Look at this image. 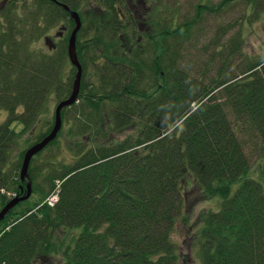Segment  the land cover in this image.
<instances>
[{
	"label": "trees",
	"instance_id": "obj_1",
	"mask_svg": "<svg viewBox=\"0 0 264 264\" xmlns=\"http://www.w3.org/2000/svg\"><path fill=\"white\" fill-rule=\"evenodd\" d=\"M239 1L200 4L195 18L175 25L169 14L163 24L157 14H142L137 0H4L0 110L8 119L0 124V187L14 185L23 196L22 162L35 143L19 150L22 141L53 95L60 103L72 93L77 71L68 44L75 22L64 7L83 19L77 37L83 77L62 120L81 110L77 134L89 135L91 145L75 148V162L48 178L49 191L36 184L32 159L33 193L42 196L19 203L0 222V264H180L172 237L197 196L222 200L218 211L203 208L188 229L202 264H264V59L238 63L234 71L232 57L243 55L236 35L223 45L213 38L200 69L184 65L210 17ZM253 1L260 0H247L248 10ZM61 22L67 33L56 51L35 47ZM227 48L212 78L216 54ZM124 130L131 134L113 138ZM51 131L49 124L34 133L37 142ZM245 136L259 149L257 175ZM195 186L198 193L187 198ZM53 192L54 206L43 204ZM2 198L0 211L12 199Z\"/></svg>",
	"mask_w": 264,
	"mask_h": 264
},
{
	"label": "rangeland",
	"instance_id": "obj_2",
	"mask_svg": "<svg viewBox=\"0 0 264 264\" xmlns=\"http://www.w3.org/2000/svg\"><path fill=\"white\" fill-rule=\"evenodd\" d=\"M29 1L21 0V3L23 4L24 2ZM3 2L4 0H0V6L4 4ZM219 2H221V0H137L136 4L141 8L142 14H152L154 16L157 14V16H155L156 22L159 21L161 24H163V22L165 21L162 20L165 19L163 17L169 14L170 21L174 20L173 24H179L186 20H191L195 18L198 5H213L218 4ZM246 3L247 0H240L239 2L232 5L227 12L222 13L219 16L210 17L209 22L205 24V27L207 28L206 35L196 40L197 44L194 47L189 46L186 52L184 53V65L193 68V70L200 69V66L203 67L205 61L210 59V53L214 50L213 47H211L208 49V51H205V46H207L213 38H217L220 42V45H223L229 43L236 35L240 36V38L243 40V44L241 46V51L243 55H235V57H232V67H234V71H236L237 68L235 67L238 63L242 62L247 63L248 65L249 62L253 59H264V0H260L255 3L253 1L249 10L246 6ZM6 4L0 7V11ZM258 5L260 6V8ZM80 10L82 13H84L83 11L87 9ZM138 13L140 14L141 11H138ZM81 20L83 19L81 18ZM67 26V22H61L60 24L54 25L51 28L52 30L47 34V36H43L40 41L34 44L35 47L43 49L45 51H50L51 49L56 51L58 49V46L62 44L63 40V38H59V34L63 31L67 33ZM220 28L225 30L223 31V33L226 32V34L223 35L221 33L220 36L214 37L217 33V30ZM86 39L87 38L85 37L80 38V42L82 45L85 43ZM46 40H48L49 42L46 43ZM229 51L230 48H227L225 54L222 52V50L219 51V54H216L217 61L212 67L213 72L210 74L212 78L214 77L215 70H217V66L221 64V58L226 57V54ZM68 62L70 64L69 60ZM86 81L88 83L94 82L92 77L89 76V74L86 78ZM58 104L59 103L57 101L56 96L53 95L47 103V107L44 111L43 116L40 117V121L33 129V134H27L24 137L19 150L25 148L27 142H32L31 145L34 143H39L37 142V137L36 135H34V133L39 134L45 132L48 129L49 124L52 125L53 129L55 122V111ZM79 112H81V110ZM79 112H77L76 109L66 112L65 119H63V132L60 138L58 139V142L44 150L38 156H36L35 160L31 165L34 170L33 178L35 179L36 184L42 189L49 191L51 186L48 182V178L56 175V173L58 172H61L64 166L71 165L73 164L72 162H75L74 160L77 157L75 155L76 147L80 146L79 148H81V144L86 145L88 147L91 145V140L88 139L90 138L88 137L89 135L83 137L77 134V128L79 126V123H82V121L85 120V118L83 117H81L80 121L77 120ZM7 119V112L0 110V124L5 123ZM48 122L49 124L47 125ZM130 134V130H124L117 136L113 135V138L121 140L125 139ZM244 140L245 151L250 159V164L252 166V174L257 175L259 173V164L257 163L259 158V149L257 148L256 140H251L247 136H245ZM18 154L19 153L17 152V155ZM12 159H14L13 162L15 163L19 159V156L13 157ZM56 184H58V181L56 182ZM13 187L14 185H12L11 187L12 190L2 187V189H4L5 191V195L0 194V199H3L2 196H5L7 199L16 198L17 194L15 193ZM24 187L25 193H23V196L26 195L27 192L26 186ZM196 190L197 186L188 188V191L190 192L187 193L186 197L189 199L192 198L194 194L198 193V191ZM41 196L42 195L39 193L35 194L32 192L29 198L32 202L31 204L40 202ZM56 201L57 199L55 197V192H53L50 195L49 199L47 198L45 202L42 203L44 204L48 202V205L54 206ZM221 205L222 200L219 197H214L208 201H202L200 198H198V196L196 198L193 197L192 206H190V208L187 207V214L182 219L181 224L179 225L178 229L172 237L173 242L177 245L178 253L180 254V264H202L201 256L198 252L197 246H195L194 243H191L193 242V238L189 235L188 229H190V227H193L196 224L200 215V211H202L203 208L218 211L219 209H221ZM184 223L186 227H183ZM185 228H187V231ZM59 235L62 236V233L59 232ZM44 264H58V260L52 259L50 260V263L47 261Z\"/></svg>",
	"mask_w": 264,
	"mask_h": 264
},
{
	"label": "water",
	"instance_id": "obj_3",
	"mask_svg": "<svg viewBox=\"0 0 264 264\" xmlns=\"http://www.w3.org/2000/svg\"><path fill=\"white\" fill-rule=\"evenodd\" d=\"M67 12L70 13L71 18L75 22V27L70 35L69 44H68V56L70 63L73 67L76 68V75L73 83V89L71 95L60 102L55 111V122L54 127L49 135H47L42 141L32 146L24 155V159L22 162V167L20 171V180L23 184L26 185V195L22 197H16L10 200L6 206L0 212V222L5 219L8 213L14 209L19 203L29 200L33 189H32V180L29 175V168L31 165L32 159L37 156L40 152H42L49 144H51L58 136L59 132L63 126L62 120V111L65 108H69L73 106L79 97L81 90V82L83 77V67L79 61L78 53H77V37L78 33L82 28V21L78 13L71 11L68 7H64ZM22 193L25 192L24 188L21 189Z\"/></svg>",
	"mask_w": 264,
	"mask_h": 264
},
{
	"label": "built area",
	"instance_id": "obj_4",
	"mask_svg": "<svg viewBox=\"0 0 264 264\" xmlns=\"http://www.w3.org/2000/svg\"><path fill=\"white\" fill-rule=\"evenodd\" d=\"M0 194H4L5 195V191L1 187H0Z\"/></svg>",
	"mask_w": 264,
	"mask_h": 264
},
{
	"label": "flooded vegetation",
	"instance_id": "obj_5",
	"mask_svg": "<svg viewBox=\"0 0 264 264\" xmlns=\"http://www.w3.org/2000/svg\"><path fill=\"white\" fill-rule=\"evenodd\" d=\"M70 14V13H69ZM64 37V34L63 33H60L59 34V38H63Z\"/></svg>",
	"mask_w": 264,
	"mask_h": 264
}]
</instances>
